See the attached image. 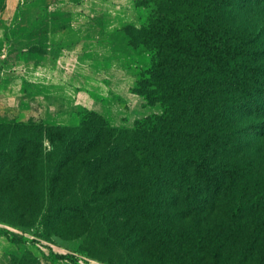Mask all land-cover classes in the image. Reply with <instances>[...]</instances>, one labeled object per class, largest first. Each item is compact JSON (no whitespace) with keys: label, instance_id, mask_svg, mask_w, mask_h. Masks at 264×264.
<instances>
[{"label":"trees","instance_id":"16d2710c","mask_svg":"<svg viewBox=\"0 0 264 264\" xmlns=\"http://www.w3.org/2000/svg\"><path fill=\"white\" fill-rule=\"evenodd\" d=\"M135 8L125 64L159 112L131 127L93 111L72 126L0 119V181L107 264H264V0Z\"/></svg>","mask_w":264,"mask_h":264},{"label":"crops","instance_id":"0c3cea01","mask_svg":"<svg viewBox=\"0 0 264 264\" xmlns=\"http://www.w3.org/2000/svg\"><path fill=\"white\" fill-rule=\"evenodd\" d=\"M136 1L5 0L0 10V112L30 110L33 101L28 96L38 97L44 104L64 97L63 103L79 105L84 96L92 101L108 96L116 82L131 93L132 78L114 58L110 41L120 25L137 23ZM28 9L32 16L25 22L23 12ZM72 119L61 110L48 122L70 125ZM21 254V247L0 234V264H19ZM40 262L107 264L86 257L71 262L43 256Z\"/></svg>","mask_w":264,"mask_h":264},{"label":"rangeland","instance_id":"374dc122","mask_svg":"<svg viewBox=\"0 0 264 264\" xmlns=\"http://www.w3.org/2000/svg\"><path fill=\"white\" fill-rule=\"evenodd\" d=\"M66 0H40L42 3L63 2ZM5 0H2V3ZM4 4V3H3ZM3 9V7L1 8ZM0 9V10H1ZM143 14V10H140ZM25 22H28L31 15V9L23 12ZM138 16H137V26ZM28 31V27H22ZM41 29V27H40ZM127 25L122 24L119 26L116 34H114L110 43L113 48L114 58L120 60L127 73L132 78V85L130 92L125 90L124 87L118 86L111 89V92L106 97H96L89 99L84 96L81 98L82 104L68 105L63 103L64 97H54L49 99L47 103H43L41 99L34 96H28L33 101L32 107L28 111L20 109H3L0 112V119L10 120H25L27 118L38 119L43 123H49V117L52 114H56L59 111L66 110L67 114L73 116V124L78 125L82 118L87 115L88 112L93 111L102 114L108 122L115 127H131L136 120L142 119L144 116L152 113L159 112L158 104H148L146 100L140 95L134 92L135 81V68L131 64H125L130 62L127 59V55L133 53V49L126 43ZM72 95V94H71ZM68 95V96H71ZM75 99L77 97L73 96ZM259 119H247L243 118L241 123H258ZM44 146L48 147V141L44 139ZM20 193L14 189H7L2 179L0 181V233L6 234L12 238L17 247H21L23 257L28 263L42 264L40 259L47 257L48 260L56 261L59 255H66L67 259L73 262L77 258H90L88 252L84 251L85 244L83 240H70L69 235L64 231L62 235L56 234L54 229H47L42 224L38 223V219L34 218L31 213H24L17 208L15 198ZM44 250H43V249ZM32 249L37 256L30 250ZM46 251V252H44ZM101 259H107L102 252L93 253ZM42 255V257H41ZM45 262V259H43Z\"/></svg>","mask_w":264,"mask_h":264}]
</instances>
